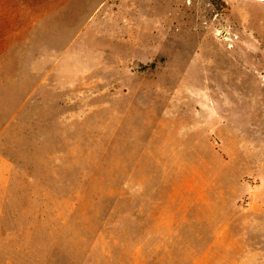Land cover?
Masks as SVG:
<instances>
[{
    "label": "rangeland",
    "instance_id": "374dc122",
    "mask_svg": "<svg viewBox=\"0 0 264 264\" xmlns=\"http://www.w3.org/2000/svg\"><path fill=\"white\" fill-rule=\"evenodd\" d=\"M0 264H264V0H0Z\"/></svg>",
    "mask_w": 264,
    "mask_h": 264
}]
</instances>
